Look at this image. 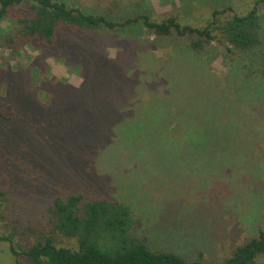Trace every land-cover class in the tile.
<instances>
[{
    "label": "rangeland",
    "instance_id": "1",
    "mask_svg": "<svg viewBox=\"0 0 264 264\" xmlns=\"http://www.w3.org/2000/svg\"><path fill=\"white\" fill-rule=\"evenodd\" d=\"M64 1L94 13L120 7L115 0ZM258 1L142 0V6L155 20L175 16L201 27L214 10L244 15ZM259 9L264 26V3ZM21 16L11 10L0 22V40ZM111 34L103 44L110 57L124 47V57L135 54L118 35L141 43L139 63L126 77L132 82L108 92L84 82L81 66H67L53 52L45 58L30 44L9 49L0 41L2 88L25 78L35 89L28 95L20 82L13 100L0 89V113L8 119L0 118V238H11L0 240V264H26L23 251L54 232L55 201L73 195L84 203L126 204L141 241L189 262L222 264L264 230V81L256 79L264 61L253 60L262 56L243 55L218 32L199 57L145 28Z\"/></svg>",
    "mask_w": 264,
    "mask_h": 264
},
{
    "label": "trees",
    "instance_id": "2",
    "mask_svg": "<svg viewBox=\"0 0 264 264\" xmlns=\"http://www.w3.org/2000/svg\"><path fill=\"white\" fill-rule=\"evenodd\" d=\"M120 1L115 0L116 7L120 6L115 12L103 10L94 13L89 10L95 8H85L78 3L70 5L64 0H0V22L10 15L11 10L22 12L13 33L0 41H4L9 49L17 48V45L14 46L17 43L30 44L45 58V55L55 56L51 54L53 52L56 58H64L67 66H81L83 81L99 83L105 92L120 87V82H132L127 79L128 75L133 74V65L139 63L135 59L141 43L137 38L125 40L118 35L122 43H131L135 54L124 57V50H129L125 47L115 57L106 53L103 44L110 40L106 36L121 31L145 28L153 32L157 39L174 37L176 47L188 50L196 57L217 38L215 34L218 32L243 55L260 54L263 59L257 56L253 60L264 61V26L259 9L264 0L258 1L244 15L237 14L232 7L214 10L210 22L201 27L183 24L175 16L155 20L149 9L142 6V0L124 3V8ZM227 12L236 14L224 16ZM122 43L120 46H124ZM259 68L261 77L256 79L264 81V70L261 66ZM28 72L30 76V67ZM20 82H23L26 94L31 95L35 91L27 85L25 78L6 82L8 88L0 85V89L5 91L7 99L11 94H14L10 98L12 100L17 96L14 86L20 87ZM134 85L137 84L133 82L129 87ZM51 89L54 90V87ZM127 92H132V89L128 88ZM0 118L8 120L2 113ZM2 196L0 193V217ZM83 200V195H73L55 201L54 232L38 238L23 251L26 264H206L189 262L171 252L151 250L134 233L137 221L126 204L107 200L84 203ZM58 239L75 240L76 246H64ZM0 240L11 242L9 237ZM11 250L15 256H20L13 247ZM259 260H264L263 229L258 236L238 247L232 257L222 264H256Z\"/></svg>",
    "mask_w": 264,
    "mask_h": 264
}]
</instances>
